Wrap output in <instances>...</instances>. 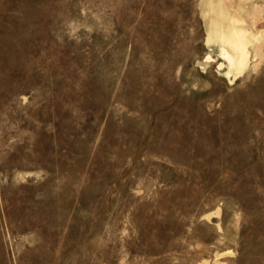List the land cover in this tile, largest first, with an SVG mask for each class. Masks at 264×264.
Masks as SVG:
<instances>
[{"label": "rangeland", "instance_id": "1", "mask_svg": "<svg viewBox=\"0 0 264 264\" xmlns=\"http://www.w3.org/2000/svg\"><path fill=\"white\" fill-rule=\"evenodd\" d=\"M212 1L0 0V264H264V0Z\"/></svg>", "mask_w": 264, "mask_h": 264}, {"label": "bare ground", "instance_id": "2", "mask_svg": "<svg viewBox=\"0 0 264 264\" xmlns=\"http://www.w3.org/2000/svg\"><path fill=\"white\" fill-rule=\"evenodd\" d=\"M220 2H222V0H219V3ZM212 5H213V1L208 0V2H207V7H208L207 12L208 13H210ZM229 10H231V9H229ZM220 13H221V11H220ZM215 21H217V20H215ZM217 22H219V21H217ZM252 22H254V21H252ZM237 23H238L237 19L232 17V18H230V25L228 26V28L226 27L227 30L219 32L218 34L216 33V39H217V42L219 43V49L218 50H219L220 57L222 59H224L227 63V70L225 72L227 77L233 72H235L237 74V73L242 72L246 68L248 59L250 57L249 46H250L251 42H253L251 33L249 32L250 30L239 27L237 25ZM252 28H253V25H252ZM209 34H211L210 36L212 37V33L210 32ZM210 36H209V38H211ZM256 46L257 45H255V47ZM255 49H253V50H255ZM254 52H256V50ZM251 57H253V56H251ZM212 59L213 58L209 55L205 61L207 63H211L213 61ZM253 62H254V60H253ZM223 65H224V63L223 64L220 63L219 67L221 68ZM249 67L247 69H249Z\"/></svg>", "mask_w": 264, "mask_h": 264}]
</instances>
